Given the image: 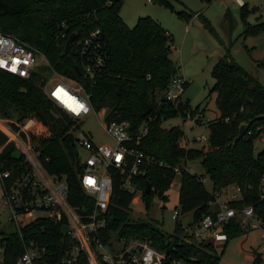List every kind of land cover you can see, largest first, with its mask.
<instances>
[{"label":"trees","instance_id":"trees-1","mask_svg":"<svg viewBox=\"0 0 264 264\" xmlns=\"http://www.w3.org/2000/svg\"><path fill=\"white\" fill-rule=\"evenodd\" d=\"M122 0H0V31L10 34L27 44L42 56L43 64L36 65L27 78H21L0 69V112L7 117L33 115L46 126L47 134L32 138L38 151L37 159L46 173L63 177L67 183L69 204L87 209L91 199L79 185V152L72 131L76 122L54 105L41 90L46 77L57 74L81 85L87 94L91 110H102V121H125L130 130L141 122L147 123V132L136 147L148 157L138 166L135 175L140 197L146 201L150 193L160 199L178 170L177 208L179 214L189 213L187 224H195L203 214L211 212L208 204L214 192L229 185L239 189V198L230 205H251L260 225L264 224V191L259 188V176L264 171V147L253 151L252 140L258 131L264 130V86L233 61L229 44L223 46V54L211 65L213 78L209 92H214L217 115L205 124L207 148L183 147L176 143L183 137L178 125L162 127L160 123L170 117L181 116L188 110L191 116L198 108H190L186 100L172 103L165 101L163 91L169 80L178 74V66L168 56L170 34L148 15L137 16L127 26L118 14ZM171 9L176 17L187 21L191 14L174 10L168 0H151ZM208 1V0H206ZM254 7L239 5L242 29L240 35L264 32V16L258 15L250 23L245 20ZM201 25L212 32L208 20L196 13ZM224 20L229 14L224 12ZM227 21V20H226ZM228 22V21H227ZM98 29L103 43L102 65L88 78L81 71L77 41L92 29ZM74 37L67 52L62 53L65 38ZM263 63V62H261ZM187 82H182V89ZM246 124L240 137H236L238 125ZM258 126V129H255ZM249 131L250 134H247ZM3 136L0 134V139ZM198 158L201 174L189 172L187 160ZM22 156L11 142L0 151L3 167L16 171ZM206 176L210 188L206 189L201 177ZM119 174L111 178L106 218L103 229L97 232L102 240L136 237L175 256H192L190 264H220L209 242H185L179 240L180 227L165 233L152 222L130 218L128 208L132 193L119 186ZM148 183V192L144 184ZM64 220H52L37 216L17 229L0 228L2 263L14 264L16 256L28 241L43 247L33 264H60L64 249L72 240L60 231ZM223 231L226 240L244 233L234 220ZM225 240V241H226ZM224 241V242H225ZM221 252V251H220ZM219 252V253H220ZM251 264H264L255 250ZM76 264H87L79 251Z\"/></svg>","mask_w":264,"mask_h":264},{"label":"built area","instance_id":"built-area-1","mask_svg":"<svg viewBox=\"0 0 264 264\" xmlns=\"http://www.w3.org/2000/svg\"><path fill=\"white\" fill-rule=\"evenodd\" d=\"M232 1L238 6L243 3L242 0ZM77 45L81 71L90 79L104 59L99 30L96 28L90 30L77 41ZM37 57L42 58L27 44L0 31V69L27 78L38 65ZM183 81L179 73L169 80L163 91L165 101L175 104L183 100L181 98ZM41 90L55 106L75 122L91 110L87 94L81 85L73 80L56 74V77L44 81ZM183 117L193 120L188 110ZM41 124L33 115L15 118L7 117L0 112V134L4 135L0 139V151L6 143L11 142L22 156L20 167L16 171L3 167L0 160V213L15 229L29 221H25V218L35 210H45V216L54 221L63 219L61 225H66L64 233L69 235L72 242L64 249L59 259L60 264H76L79 251L84 253L87 264H190L192 256L186 258L175 256L152 246L147 239L127 237L104 241L97 236V232L103 229L105 224L111 178L114 173L119 174L120 188L131 192L132 196L134 193L140 194L134 177L140 172L138 169L140 163L149 159L136 145L147 132L145 121L133 130L128 128L125 121H102L103 130L111 140L110 145L94 143L86 132L77 127L71 130L79 152V185L85 196L91 199L88 209L83 204L78 206L80 212L67 201L68 188L65 179L46 173L37 159L38 151L32 138L45 130ZM258 128L256 126L255 129ZM247 134H250L249 131ZM204 139L203 135L195 138L197 141ZM192 140L181 136L176 143L188 147ZM173 171L178 173L176 167ZM203 179L204 177L200 178ZM259 188L264 191V171L259 176ZM219 192H224L225 197L220 198ZM238 198L237 187L229 185L221 188L214 192L213 200L208 202L211 212L203 214L197 223L190 225L187 222L180 223L177 219L178 208L174 207L171 218L180 227L179 240L194 244L222 243L226 240L222 228L234 220L244 230L259 228V239L264 241V224L260 225L251 205L229 204ZM42 251V246L28 241L16 256L14 264H33V260ZM0 264H3L1 246Z\"/></svg>","mask_w":264,"mask_h":264},{"label":"rangeland","instance_id":"rangeland-1","mask_svg":"<svg viewBox=\"0 0 264 264\" xmlns=\"http://www.w3.org/2000/svg\"><path fill=\"white\" fill-rule=\"evenodd\" d=\"M242 1L248 8L254 7L253 12L245 17L246 21L252 23L258 15L264 16V0ZM168 2L172 9L185 10L191 14V17L185 21L176 17L171 9L161 3L146 0H122L118 14L127 26H131L137 16L148 15L170 34L171 45L168 56L178 66L177 71L181 78L187 82L182 89L181 98L186 100L190 108L199 105L191 114L193 120L177 115L163 120L160 126L166 128L178 125L185 137L193 139L189 146L205 149L208 132L205 122L217 115L213 101L214 92H209L213 84V78L209 74L211 65L223 54V46L229 44V53L233 61L264 86V32L242 37L239 6L232 0H168ZM224 12L229 14V19L226 18L228 22L222 18ZM196 13H200L208 20L212 32L201 25ZM37 62L38 65L44 63L41 57H37ZM53 77H56V74L51 73L45 80ZM101 123L102 112L89 110L79 118L76 125L77 129L86 132L94 143L110 145L111 140L104 132ZM43 127L45 130H42L39 136L47 134L46 126ZM199 135H203L205 139L195 140ZM262 147H264V130L258 131L252 140L254 152ZM185 166L189 172L202 173L198 158L187 160ZM201 181L206 189L210 188L206 176ZM178 183L179 176L175 173L169 187L164 191V199H160L155 193H150L149 198L144 201L139 193H134L127 210L129 217L150 221L161 231L171 234L175 223L171 214L173 208L177 206ZM219 197H225V193H220ZM45 215V210H35L25 218V221ZM177 219L184 224L189 220V213L179 214ZM0 228L5 231L13 229V225L1 213ZM212 246L215 253L219 254L220 264H251L249 251L255 248L260 250L261 258L264 260V241L259 239V228H250L221 244L212 242Z\"/></svg>","mask_w":264,"mask_h":264},{"label":"water","instance_id":"water-1","mask_svg":"<svg viewBox=\"0 0 264 264\" xmlns=\"http://www.w3.org/2000/svg\"><path fill=\"white\" fill-rule=\"evenodd\" d=\"M73 37H74V34L73 33H69L67 35V37L65 38L64 44H63L62 53H66L67 52V49H68L71 41L73 40ZM245 129H246V124L245 123L239 124L238 125V128H237V135H236V137H240L243 134V132L245 131ZM148 189H149L148 188V183L145 182L144 188H143L144 192H148ZM65 230H66V225H61L60 226V231L61 232H64Z\"/></svg>","mask_w":264,"mask_h":264},{"label":"crops","instance_id":"crops-1","mask_svg":"<svg viewBox=\"0 0 264 264\" xmlns=\"http://www.w3.org/2000/svg\"><path fill=\"white\" fill-rule=\"evenodd\" d=\"M166 33H168V32H166ZM169 34V33H168ZM222 243H224V242H222ZM221 244V243H220ZM255 251L256 252H258L259 253V255H260V258H261V252H260V250L259 249H257V248H255ZM249 258H250V261H251V258H252V252L251 251H249ZM262 259V258H261ZM263 260V259H262ZM264 261V260H263Z\"/></svg>","mask_w":264,"mask_h":264}]
</instances>
